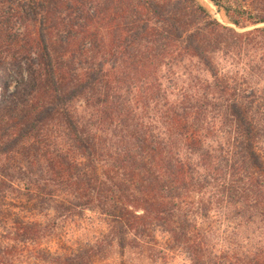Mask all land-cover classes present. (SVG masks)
Segmentation results:
<instances>
[{
    "label": "trees",
    "instance_id": "obj_1",
    "mask_svg": "<svg viewBox=\"0 0 264 264\" xmlns=\"http://www.w3.org/2000/svg\"><path fill=\"white\" fill-rule=\"evenodd\" d=\"M246 2L251 9L243 6ZM255 4L256 0H0V264H16L21 253L43 254L40 242L45 234L25 216L27 205L44 212L54 209L51 202L61 195L78 201L61 206L62 213L71 208L77 216L84 209L105 211L106 237L118 241L121 249L129 246L130 233L132 241L141 238L149 244L153 231H162L192 264H264V249L241 257L216 255L189 219L198 215L199 206L205 217L211 210L206 195L215 189L229 204L255 209L264 222V131L251 111L253 102L243 103L227 86H218L227 97L224 119L231 126L233 143L216 163L188 115L172 117L201 166L177 160L163 143L153 146L148 141L139 145L138 158L105 160L70 111L73 102L89 95L103 117L119 114L123 102L111 93L131 76L145 93L154 95L160 89L150 77L164 58L194 57L208 63V55L231 48V39L238 36L235 29L264 23V12ZM254 31L264 39V27ZM54 122L64 128L73 154L49 148L46 136ZM107 161L109 170L98 174V166ZM201 168L207 175H199ZM88 246L49 260L37 258L49 264H93L102 249ZM137 247L136 242L131 249Z\"/></svg>",
    "mask_w": 264,
    "mask_h": 264
},
{
    "label": "rangeland",
    "instance_id": "obj_2",
    "mask_svg": "<svg viewBox=\"0 0 264 264\" xmlns=\"http://www.w3.org/2000/svg\"><path fill=\"white\" fill-rule=\"evenodd\" d=\"M243 6L252 8L247 2ZM254 6L256 10L264 12V0H256ZM213 15L221 22L215 11ZM260 27H264V23L235 29L238 36L231 39V48L208 55V63L194 57L172 61L167 56L150 77V83L160 89L152 96L144 92L140 82L134 81L135 76L126 78L121 89L111 93V97L123 102L119 114L103 117L89 95L73 102L70 111L94 140L96 151L105 160L121 155L138 158L142 155L139 145L142 141H148L153 142V146L156 142L163 143L177 160L201 166L199 156L189 151L185 138L179 135V128L173 125L172 117L187 114L190 126L198 127L204 148L216 163L233 143L231 126L224 119L227 97L220 93L218 86H227L226 90L235 94V98H241L243 103L253 102L251 111L257 125L264 131V39L254 31ZM49 129L46 136L49 148L73 154L62 133L64 128L61 124L54 122ZM74 155L80 160L78 152ZM109 163L99 165L98 174L105 169L108 171ZM207 168L209 170V165ZM199 175L207 173L201 168ZM214 190L210 189L206 195L211 210H207L205 217H202L203 206H199L198 215L189 218L201 230L205 246L216 255L227 253L231 258L252 255L264 249V222L258 212L241 204L233 206ZM29 197L27 194V199ZM197 198L198 195L195 200ZM72 200V196L61 195L55 200L57 202H51L56 207L44 212L27 205L25 216L36 222L45 234L40 242L43 250L40 255L46 260L68 249L86 248L90 244L91 248L102 249L93 264H192L183 250L175 247L169 235L162 231H153V242L149 244L142 243L141 238L135 239L138 247L133 250L131 247L136 242L132 241L134 237L130 233L127 240L129 246L126 243L121 249L118 241L106 237L109 225L102 209H84L79 216L73 208L62 213L61 206L71 207L78 202L73 200L70 205L69 201ZM29 254L26 257L25 253H21L15 257L16 264H49L37 258L40 256L38 252L36 255Z\"/></svg>",
    "mask_w": 264,
    "mask_h": 264
}]
</instances>
